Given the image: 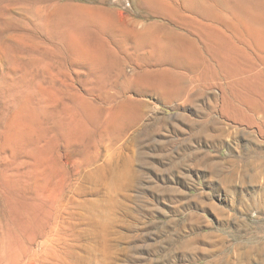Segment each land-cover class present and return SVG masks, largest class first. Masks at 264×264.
Instances as JSON below:
<instances>
[{"label": "rangeland", "instance_id": "374dc122", "mask_svg": "<svg viewBox=\"0 0 264 264\" xmlns=\"http://www.w3.org/2000/svg\"><path fill=\"white\" fill-rule=\"evenodd\" d=\"M169 1L0 0V264H264V122L226 106L264 99V65L229 75ZM91 11L170 27L202 57L162 63L114 37L113 60H82L69 17ZM162 69V89L135 83Z\"/></svg>", "mask_w": 264, "mask_h": 264}, {"label": "bare ground", "instance_id": "6f19581e", "mask_svg": "<svg viewBox=\"0 0 264 264\" xmlns=\"http://www.w3.org/2000/svg\"><path fill=\"white\" fill-rule=\"evenodd\" d=\"M179 2L180 6L175 0H170L166 4L167 13L172 16L177 15L185 29L203 41L210 50L212 49L222 64L226 66L235 64L236 69L231 70L232 72L228 71L229 75L239 76L251 73L250 65L255 62L260 66L264 65V14L258 8V0H180ZM69 20L72 23L71 26L79 27L82 33L84 32L90 43L86 47L81 43L80 37L70 35V45L76 52L75 55L82 60L98 62L104 61L107 57H112L113 60L117 55L111 46L114 37L117 38L119 47L128 46L130 42L135 46L156 45V57L162 63H190L202 57L201 51L192 38L174 33L170 27L163 36L152 34L148 25L120 30L110 22V19L92 11L69 17ZM238 63L247 65L243 68V66H237ZM170 78L165 69L144 71L135 79V83H149L160 87L164 86ZM260 79L262 82L259 85L261 89H264V76ZM240 99L245 109L231 102H228L226 106L245 117H250L253 113H261L264 122V99H258L251 93L241 95ZM127 109L128 105L125 101H118L108 124L116 125Z\"/></svg>", "mask_w": 264, "mask_h": 264}]
</instances>
